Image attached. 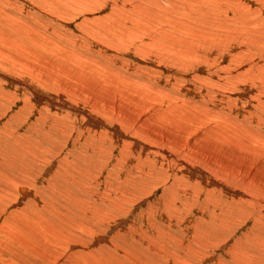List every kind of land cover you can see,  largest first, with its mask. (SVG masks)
<instances>
[{
    "label": "rangeland",
    "instance_id": "rangeland-1",
    "mask_svg": "<svg viewBox=\"0 0 264 264\" xmlns=\"http://www.w3.org/2000/svg\"><path fill=\"white\" fill-rule=\"evenodd\" d=\"M0 255L264 264V0H0Z\"/></svg>",
    "mask_w": 264,
    "mask_h": 264
},
{
    "label": "bare ground",
    "instance_id": "bare-ground-1",
    "mask_svg": "<svg viewBox=\"0 0 264 264\" xmlns=\"http://www.w3.org/2000/svg\"><path fill=\"white\" fill-rule=\"evenodd\" d=\"M65 4V3H64ZM122 7V6H121ZM120 7V8H121ZM216 38H218V36L216 37ZM35 42V41H34ZM255 42V41H254ZM256 45H258L257 43H256ZM29 49V48H28ZM245 51V50H244ZM243 53V52H242ZM245 55H246V53H244ZM255 71L258 73L259 71H260V68H258V69H255ZM250 72V71H249ZM252 72V71H251ZM87 73V72H86ZM253 75H255V74H253ZM257 76V75H256ZM259 77V76H258ZM257 77V78H258ZM87 78V77H86ZM253 78H254V76H253ZM257 78H255V79H257ZM261 78V77H260ZM248 79V78H247ZM256 82V81H255ZM105 88V87H104ZM43 97H45V96H43ZM53 98V97H52ZM66 98V97H65ZM82 98V97H81ZM256 99V98H255ZM59 101V100H58ZM51 102L53 103V104H56V106L57 105H59V108H61V107H64L63 105H65V102H63L62 101V99H61V101H59V102H55L54 100H51ZM65 107H67V108H69L68 106H65ZM73 107V106H72ZM58 108V107H57ZM63 110L65 109V108H62ZM71 108H69V110H70ZM73 112H77V113H81V112H83L82 110H80V109H78L77 111H74L73 110ZM138 117H139V115H138ZM145 117V116H144ZM138 119V118H137ZM138 122H139V120H137ZM141 122H143V125H145V123H146V119L143 121V119H142V121ZM89 123H91V122H89ZM101 127L100 129L102 130V134L104 133V135L106 136V132L108 131V128L105 126V125H102V123H98V122H96V126L97 127H99V126ZM141 125V124H140ZM142 125V126H143ZM146 125H147V123H146ZM61 128L60 127H57L56 128V130L57 131H59ZM66 132V131H65ZM150 132V131H149ZM148 134H150V133H148ZM153 135H155L154 133H153ZM100 136V135H99ZM131 136V138L133 139V140H135V141H140V138H133L134 137V135H130ZM133 136V137H132ZM225 139V138H224ZM97 140H98V138H97ZM194 142H192V144H189L190 145V147H192L193 149H194ZM196 145V144H195ZM99 146H100V143H99ZM102 146V145H101ZM103 148V147H102ZM97 150H99V149H97ZM102 151H103V149H102ZM234 151V150H233ZM95 152V151H94ZM99 152V151H98ZM104 152V151H103ZM103 152H101V153H103ZM87 153H88V151H87ZM101 153H99L100 155H101ZM237 153V152H236ZM94 154V153H93ZM87 155V154H86ZM89 156H90V154H89ZM171 156H169V158H170ZM111 159V158H110ZM179 159V158H178ZM242 159H246L245 157H243ZM201 160V162H204L206 159H200ZM244 161V160H243ZM185 163V165H184V167L186 168V169H188V172H189V174H191V173H194V174H197V175H199V172H198V170L191 164V162H184ZM115 167V166H114ZM123 171V170H122ZM64 177V176H63ZM68 177V176H67ZM249 177V176H248ZM87 178V177H86ZM240 179V178H239ZM244 179V181L245 180H247L246 182H244V181H241V179H240V181L243 183V184H247V182H250L251 181V179L249 180L248 178H243ZM69 181V180H68ZM6 184V183H5ZM239 184H240V182H239ZM238 184V185H239ZM242 185V184H241ZM249 185V184H248ZM243 186V185H242ZM263 192V191H262ZM94 195V194H93ZM104 195V194H103ZM102 196V195H101ZM94 197V196H93ZM94 199V198H93ZM242 200V199H241ZM101 201V200H100ZM111 204V203H110ZM87 205V204H86ZM114 205V204H113ZM86 207V206H85ZM104 207V206H103ZM109 207H111V205L109 206ZM114 207V206H113ZM112 207V208H113ZM178 207V206H177ZM105 208V207H104ZM90 209V208H89ZM88 209V210H89ZM94 209V208H93ZM94 211V210H93ZM98 211V210H97ZM106 210H104V211H102V212H105ZM73 213V212H72ZM100 214H101V212H100ZM106 214V213H105ZM108 215V214H107ZM97 216V218L98 219H101V215H96ZM56 218V217H55ZM61 221V220H60ZM63 223V222H62ZM125 224V223H124ZM60 225V224H59ZM63 225V224H62ZM63 227V226H62ZM66 227V226H65ZM68 229H70V228H68ZM50 230V229H49ZM64 231V230H63ZM67 232V231H66ZM70 232V231H69ZM52 234V233H51ZM62 235V234H61ZM59 237H60V235H58ZM65 236V235H64ZM63 236V237H64ZM70 236V235H69ZM66 238V237H65ZM62 239H64V238H62ZM100 239H102V240H106V239H103L99 234H97V235H95L94 236V241L95 242H98V240H100ZM59 240H61V238H59ZM62 242V241H61ZM82 245V244H81ZM113 245V244H112ZM83 246V245H82ZM83 248H89L88 246H83ZM75 250H77V249H75ZM95 253V251L94 250H91V251H89V253L88 254H86L87 256H90V255H92V260L93 261H95L96 263L98 262V257L95 255V256H93V254ZM20 255V254H19ZM16 257V256H15ZM21 257V256H20ZM19 258V257H18ZM21 259H22V257H21ZM24 259H25V257H24ZM23 259V260H24ZM26 259H27V257H26ZM25 259V260H26ZM69 259V258H68ZM20 260V259H19ZM24 260V262H26V264H27V260L25 261ZM50 260H52V259H50ZM67 262H65L64 261V263L66 264V263H68L69 261L68 260H66ZM0 262H3V264L5 263L4 262V260L1 258V255H0ZM15 262H17V260H15L14 261V263ZM19 262H21V261H19ZM57 262V261H56ZM6 263H8V264H11L10 262H7L6 261ZM13 262H12V264H14ZM22 263V262H21ZM70 263V262H69ZM17 264V263H16ZM60 264V263H59ZM62 264V263H61ZM73 264V263H72ZM79 264V263H78ZM91 264V263H90ZM99 264V263H98Z\"/></svg>",
    "mask_w": 264,
    "mask_h": 264
}]
</instances>
